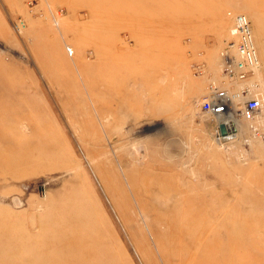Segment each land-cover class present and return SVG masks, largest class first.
<instances>
[{
    "label": "rangeland",
    "instance_id": "374dc122",
    "mask_svg": "<svg viewBox=\"0 0 264 264\" xmlns=\"http://www.w3.org/2000/svg\"><path fill=\"white\" fill-rule=\"evenodd\" d=\"M213 88L244 91L229 138ZM192 262L264 264V0H0V264Z\"/></svg>",
    "mask_w": 264,
    "mask_h": 264
},
{
    "label": "built area",
    "instance_id": "2783aa9c",
    "mask_svg": "<svg viewBox=\"0 0 264 264\" xmlns=\"http://www.w3.org/2000/svg\"><path fill=\"white\" fill-rule=\"evenodd\" d=\"M229 38L233 55L224 67V79L227 82H244L249 73L259 67V56L252 33L249 18L242 13L229 14ZM212 94L201 104V110L207 116L223 122V116L231 112L232 103L244 93H229L226 89L213 88ZM243 98V96H242ZM263 108L259 97L244 99L236 103V112L245 120H254ZM230 136V135H227ZM226 136V137H227ZM224 137V138H226ZM223 138V137H222Z\"/></svg>",
    "mask_w": 264,
    "mask_h": 264
},
{
    "label": "bare ground",
    "instance_id": "6f19581e",
    "mask_svg": "<svg viewBox=\"0 0 264 264\" xmlns=\"http://www.w3.org/2000/svg\"><path fill=\"white\" fill-rule=\"evenodd\" d=\"M231 111H232V113L231 112H228L225 116H223V122H222V124H224L225 126H226V128L227 129H230V130H232L231 131V133H230V136H227L226 138H229V137H231L232 135L234 136L235 134H236V123H234V121L231 119V121H230V119H228V120H226L227 118H229V117H233L234 118V116H233V113L235 112V107L233 106V105H231V109H230ZM235 119V118H234ZM88 259H90V258H88ZM196 261V259L194 260V262ZM194 262H192V264L194 263ZM198 264V263H197Z\"/></svg>",
    "mask_w": 264,
    "mask_h": 264
},
{
    "label": "water",
    "instance_id": "95a60500",
    "mask_svg": "<svg viewBox=\"0 0 264 264\" xmlns=\"http://www.w3.org/2000/svg\"><path fill=\"white\" fill-rule=\"evenodd\" d=\"M218 130H219V135L221 137H226L227 135H230L231 131L230 129H227L226 126L224 124H219L218 125Z\"/></svg>",
    "mask_w": 264,
    "mask_h": 264
}]
</instances>
